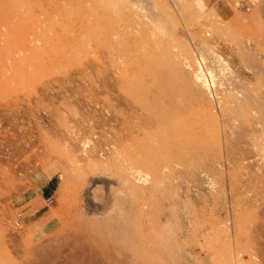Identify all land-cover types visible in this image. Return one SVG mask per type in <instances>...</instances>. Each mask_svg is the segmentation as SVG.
<instances>
[{"label":"rangeland","instance_id":"obj_1","mask_svg":"<svg viewBox=\"0 0 264 264\" xmlns=\"http://www.w3.org/2000/svg\"><path fill=\"white\" fill-rule=\"evenodd\" d=\"M0 264H264V0H0Z\"/></svg>","mask_w":264,"mask_h":264},{"label":"built area","instance_id":"obj_2","mask_svg":"<svg viewBox=\"0 0 264 264\" xmlns=\"http://www.w3.org/2000/svg\"><path fill=\"white\" fill-rule=\"evenodd\" d=\"M48 201L51 203L53 200H51V199H48Z\"/></svg>","mask_w":264,"mask_h":264}]
</instances>
